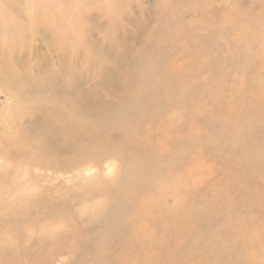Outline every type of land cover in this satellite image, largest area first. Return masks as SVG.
Listing matches in <instances>:
<instances>
[{"label":"rangeland","instance_id":"1","mask_svg":"<svg viewBox=\"0 0 264 264\" xmlns=\"http://www.w3.org/2000/svg\"><path fill=\"white\" fill-rule=\"evenodd\" d=\"M0 264H264V0H0Z\"/></svg>","mask_w":264,"mask_h":264},{"label":"bare ground","instance_id":"2","mask_svg":"<svg viewBox=\"0 0 264 264\" xmlns=\"http://www.w3.org/2000/svg\"><path fill=\"white\" fill-rule=\"evenodd\" d=\"M63 112V111H62ZM64 113V112H63ZM66 114V113H65ZM62 115V114H61ZM81 115V114H80ZM84 115V114H83ZM68 116V115H67ZM66 116V117H67ZM74 133V132H73ZM53 135V134H52ZM62 135V134H61ZM114 146V145H113ZM116 147V146H115ZM90 150V149H89ZM91 151V150H90ZM87 152H89V151H87ZM92 152H94V151H92ZM91 153V152H90ZM70 154V153H69ZM93 154V153H92ZM34 163V162H33ZM79 164V163H78ZM91 165H92V162H91ZM31 166V165H30ZM80 167H82V166H80ZM35 168V167H34ZM70 175V174H69ZM149 176V175H148ZM135 181V180H134ZM133 181V182H134ZM150 182H151V180H150ZM137 183V182H136ZM136 183H134L135 185H136ZM139 183V182H138ZM144 183V182H143ZM162 183V182H161ZM135 185H134V188H135ZM131 186H132V184H131ZM147 187V186H146ZM133 188V187H132ZM143 188V187H142ZM131 191V190H130ZM164 191V190H163ZM166 191V190H165ZM135 192V191H134ZM168 192V191H167ZM176 193V192H175ZM135 194V193H134ZM177 194V193H176ZM136 195V194H135ZM138 195V194H137ZM174 195V194H173ZM157 199V198H156ZM161 199V198H160ZM153 203V202H152ZM178 203V202H177ZM155 204V203H154ZM140 208V207H139ZM154 208V207H153ZM144 209V208H143ZM147 209V208H146ZM140 210H141V208H140ZM146 214H148V213H146ZM153 216V215H152ZM145 217H146V215H145ZM140 218V217H139ZM147 219V218H146ZM142 220V219H141ZM151 220V219H150ZM148 221V220H147ZM180 222V221H179ZM185 223V222H184ZM183 225V224H182ZM100 227V226H99ZM114 228V227H113ZM112 230V229H111ZM113 231H114V229H113ZM124 231H125V229H124ZM133 231V230H132ZM134 232V231H133ZM136 232V231H135ZM137 233V232H136ZM103 234H105V233H103ZM132 237V236H131ZM116 239V238H115ZM138 240V239H137ZM134 241V240H133Z\"/></svg>","mask_w":264,"mask_h":264}]
</instances>
